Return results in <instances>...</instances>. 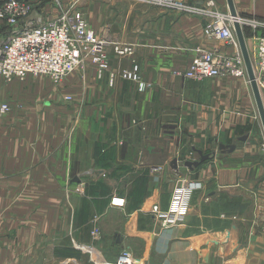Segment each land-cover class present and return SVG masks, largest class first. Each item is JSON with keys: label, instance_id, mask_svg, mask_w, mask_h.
<instances>
[{"label": "crops", "instance_id": "crops-1", "mask_svg": "<svg viewBox=\"0 0 264 264\" xmlns=\"http://www.w3.org/2000/svg\"><path fill=\"white\" fill-rule=\"evenodd\" d=\"M32 1L49 17L60 15L54 0ZM215 2L230 14L227 0ZM234 3L239 16L264 22V0ZM63 4L79 10L107 42L109 70L100 77L89 63L85 73L59 84L34 76L8 84L0 75V108L8 100L12 109L0 119L6 242L19 243L26 230L18 228L30 227L34 264H89L88 246L111 264L124 250L141 264H264V172H254L248 156L240 160L239 145L233 153L219 151L235 144L233 137L243 143L238 128L244 126L222 99L221 80L182 76L197 48L217 44L204 39L208 20L121 0ZM116 48L133 53L122 56ZM133 64L143 89L119 77ZM194 148L217 154L191 172L185 162L200 160ZM153 166L164 170L153 174ZM176 176L200 188L185 223L165 229L152 209L169 210ZM115 197L125 200L124 208L113 206ZM94 219L101 229L97 241Z\"/></svg>", "mask_w": 264, "mask_h": 264}, {"label": "built area", "instance_id": "built-area-1", "mask_svg": "<svg viewBox=\"0 0 264 264\" xmlns=\"http://www.w3.org/2000/svg\"><path fill=\"white\" fill-rule=\"evenodd\" d=\"M136 5H145L208 20L204 29V39L215 42L216 46L199 47L196 59L182 76L186 80L202 82L207 79L239 78L249 82L247 69L234 29V19L229 13L218 10L215 0H205L201 6L189 5L183 0H121ZM39 3L27 0H0V75L8 84L16 80L24 81L29 76L47 77L59 84L74 73H85L89 63L95 65L99 76L109 70V61L105 46L96 32L88 26L78 11L66 10L60 0L54 1L60 15L51 18ZM242 29L249 27L254 32V65L256 82L264 101V36H257L258 30L264 29V23L255 19L242 20ZM233 48V52L226 51ZM122 56L132 54V50L116 48ZM122 80L141 84L140 67L133 64L121 72ZM115 75L111 76L112 82ZM72 101L71 97L66 98ZM10 106L4 104L0 115L10 112ZM163 166H153L151 172L160 174ZM199 183L181 178L173 193L167 212L158 206L152 209L153 216L163 228L170 229L183 225L190 213L195 192ZM113 206L124 208L125 200L113 198ZM98 220H95L97 223ZM92 236L100 239V230L96 227ZM90 248V247H89ZM95 249V248H94ZM94 249L86 250L98 253ZM100 264L98 262H95ZM94 263V264H95ZM115 264H141L134 260L130 251L124 250Z\"/></svg>", "mask_w": 264, "mask_h": 264}, {"label": "rangeland", "instance_id": "rangeland-1", "mask_svg": "<svg viewBox=\"0 0 264 264\" xmlns=\"http://www.w3.org/2000/svg\"><path fill=\"white\" fill-rule=\"evenodd\" d=\"M27 1H32V0H27ZM60 1L63 3V0ZM74 11L80 12L79 10H74ZM253 17H255V15L253 16L250 15V18H244L239 16V18L242 20H246V19L258 20L256 19V17L255 18ZM243 31L246 37V42L250 53V57L252 59L253 64L255 65L256 56H255L254 32L249 27H244ZM259 33L263 34L264 29L258 30V32H256V35L259 36L260 35ZM214 80H221L220 82L217 83H220L221 86L226 89L225 93L223 92L221 97L222 99L227 98V101H230L232 103L234 122L238 120V122L241 125H243L245 129L250 128V131L244 134L245 136L246 135L249 136L246 142L240 143L238 142V139L235 137H233L232 139L233 143H235L237 146L238 145L241 146L242 148L241 152L238 153V156L242 158L240 160H247V158L249 157L248 160L251 161L250 163L254 167V172L255 171L264 172V131L262 128L261 120L258 114V110L256 107V103L254 100L250 83L245 79H239V78H228V79L226 78V79H214ZM234 81H236L235 82L236 84L233 83ZM240 82H242L243 84H241ZM8 102L10 101L6 100L4 104L11 107V105ZM10 112L4 114V116L0 115V119L1 118L3 119V117L5 119L6 115H8ZM182 177L183 176H176V182L178 183V181ZM188 179L194 181V179L192 178L188 177ZM96 227H98V225L95 223V219H94L92 223L91 233ZM18 229L19 231L26 230L25 234L21 236L19 243L14 242L15 240L13 242L7 243L6 242L7 238L4 237V228H0V264H34L36 262L37 259L34 260V253H33L34 246L32 242V235H29L30 234L29 231H31V228L30 227L24 228L23 226H20ZM17 231L15 230V232ZM10 237L16 239L17 234L13 233L12 236ZM92 239L94 240L93 236ZM88 247H90L91 249L95 248L97 252L100 253L96 247L94 246H88ZM86 254L89 260H91L89 261V264H94L95 262L92 261L91 254L88 252H86ZM105 260L107 261V259Z\"/></svg>", "mask_w": 264, "mask_h": 264}, {"label": "water", "instance_id": "water-1", "mask_svg": "<svg viewBox=\"0 0 264 264\" xmlns=\"http://www.w3.org/2000/svg\"><path fill=\"white\" fill-rule=\"evenodd\" d=\"M227 3H228L230 15L234 19L235 33H236V36H237V39H238V42L240 45L242 55L244 57L249 83H250V86L252 89V93L254 96L256 107H257L258 114H259V117L261 120L263 131H264V101L262 99L261 93L259 91V88H258V85L256 82L254 65H253L252 59L250 57V53H249L247 42H246V37L244 35V31H243L242 26H241L240 21H239V15H238V12L236 10L234 0H227ZM248 137H249L248 135L243 136L239 139V141L246 142L248 140ZM236 148H237L236 144L220 145L219 151L221 153H233L236 150ZM194 151L196 153H198V155L200 156V160L185 162V167L188 168V170L191 172H194L202 164L211 160L217 154L216 152H213L210 154H204L202 151L197 150L195 148H194Z\"/></svg>", "mask_w": 264, "mask_h": 264}, {"label": "bare ground", "instance_id": "bare-ground-1", "mask_svg": "<svg viewBox=\"0 0 264 264\" xmlns=\"http://www.w3.org/2000/svg\"><path fill=\"white\" fill-rule=\"evenodd\" d=\"M94 250L97 251L96 249H94ZM91 257H92V261H93V262H98V263H100V264H111V263H108V262L105 260L104 256H103L101 253L97 254V255L95 256V258L93 257V254L91 255ZM95 264H97V263H95Z\"/></svg>", "mask_w": 264, "mask_h": 264}, {"label": "trees", "instance_id": "trees-1", "mask_svg": "<svg viewBox=\"0 0 264 264\" xmlns=\"http://www.w3.org/2000/svg\"><path fill=\"white\" fill-rule=\"evenodd\" d=\"M238 130H239L238 133H240V134L242 135V134H244V133L250 131V128L245 129L244 127H242V128H238Z\"/></svg>", "mask_w": 264, "mask_h": 264}]
</instances>
